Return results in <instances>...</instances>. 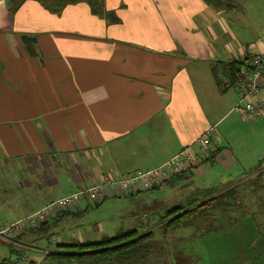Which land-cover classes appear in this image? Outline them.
<instances>
[{"label": "crops", "instance_id": "0c3cea01", "mask_svg": "<svg viewBox=\"0 0 264 264\" xmlns=\"http://www.w3.org/2000/svg\"><path fill=\"white\" fill-rule=\"evenodd\" d=\"M101 7V17L85 3L67 5L56 15L34 0H0V225L26 218L105 176L118 179L150 171L186 147L197 151V140L211 131L217 150L209 162L149 191L105 200L133 201L192 184L194 199L186 205L200 204L211 192L239 185L236 206L230 208L237 216L213 210L214 221L193 222L220 230L234 226L245 214L240 200L253 206L264 203V117L253 121L262 149L253 172L243 179L235 177L240 165L236 149L228 139L224 144L217 128L241 103L227 65L263 52L264 30L258 39H241L232 30L230 34V9L237 7L231 0H102ZM251 11L256 13L251 19L264 26V0ZM25 35L36 39L32 55L22 43ZM224 170L235 179L221 186L212 177ZM192 181L198 182L197 188ZM103 201L84 199L71 212L12 240H0V264L18 254L27 255V264H59L46 253L62 244L97 242L132 231L153 233L119 229L97 240L80 233L62 238L49 231L61 217ZM254 207L252 214L264 219V211ZM186 227L172 231L158 223L163 231ZM224 231L247 234L243 227ZM153 239L154 233L140 249L82 264H125L147 257ZM229 239L233 246L234 238ZM260 261L255 264H264ZM203 263L251 264L248 258L235 259L233 248L225 260Z\"/></svg>", "mask_w": 264, "mask_h": 264}, {"label": "rangeland", "instance_id": "374dc122", "mask_svg": "<svg viewBox=\"0 0 264 264\" xmlns=\"http://www.w3.org/2000/svg\"><path fill=\"white\" fill-rule=\"evenodd\" d=\"M231 1L237 7L230 9L232 13L230 14V24H228L229 33L233 32L244 40L260 38L264 26H260L258 22L251 19L256 14L251 10L257 11V8L261 7L262 0ZM219 4L221 3L219 2ZM217 133L222 136L224 144L229 140L236 149L235 156L240 165L235 177L243 179L245 175H251L249 173L253 172L257 155L262 149V146L258 144L261 132H258L256 123L242 120L236 110L233 116L228 117L219 125ZM228 157V161L232 162L230 155ZM232 177L224 170L212 179H216L215 183L225 186L230 180L235 179ZM195 179L199 178L195 177ZM192 182L196 184L197 188L198 182ZM194 190V185L190 184V187L175 188L173 193L171 191H167L165 194L155 192L152 195H142L138 199H132L133 201L107 199L98 206L90 204L87 211L78 215L61 217L60 224L51 226L49 231L61 235L62 238H68L71 233L77 238L80 233L83 238L97 240L104 236H112L119 229H134L139 233L153 231L154 239L145 253L147 257L138 258L125 264H204L203 261H211L215 258L225 260L227 255L231 256L232 248L235 259L248 258L251 264H255L256 259H260V262L264 261V219L259 218L260 213L252 214V210L256 209L254 206L259 207L261 212L264 211V203L261 202H257L253 206L247 200L245 202L240 200L239 205L244 206V217L238 220L234 226L223 225L222 230L209 228L208 223L194 225L193 222L188 223L186 228L175 232L163 231L158 228L163 210L173 206L186 205L190 199H194L191 196ZM175 193L179 195L173 196ZM228 205L230 206L227 211L233 213L231 214L233 217L237 216L236 210L230 209L233 205L236 206V202L229 201ZM215 218H217L216 214L209 213L206 219L209 222L214 221ZM224 220L227 221V218ZM241 227L246 230V235L225 234L224 230L227 228L237 230ZM229 238H234L233 246H230ZM258 246L261 250H258ZM49 248L53 247L49 246ZM47 264L54 263L47 261ZM112 264L118 263L113 261Z\"/></svg>", "mask_w": 264, "mask_h": 264}, {"label": "built area", "instance_id": "2783aa9c", "mask_svg": "<svg viewBox=\"0 0 264 264\" xmlns=\"http://www.w3.org/2000/svg\"><path fill=\"white\" fill-rule=\"evenodd\" d=\"M235 80V87L241 96V103L235 109L241 118L252 122L264 117V51L242 60L235 73ZM212 138L213 133L209 131L197 140V151L191 146L186 147L165 164L150 171L136 172L118 179L105 176L88 188L44 205L26 218L8 225H0V240H12L23 232L38 228L59 214L71 212L84 199L98 203L106 198L157 188L185 171L209 162L217 150ZM27 262V255L21 254L4 264Z\"/></svg>", "mask_w": 264, "mask_h": 264}, {"label": "trees", "instance_id": "16d2710c", "mask_svg": "<svg viewBox=\"0 0 264 264\" xmlns=\"http://www.w3.org/2000/svg\"><path fill=\"white\" fill-rule=\"evenodd\" d=\"M37 1L45 10L51 14H59L63 8L67 5H73L77 3H85L90 12L101 17V3L102 0H34ZM109 18L112 22H117V18L110 13ZM22 43L25 46L27 52L32 55L33 48L36 43L35 37L22 36ZM241 62L234 61L227 65L228 75L233 86H235V73ZM257 176L260 175V166ZM258 178V177H256ZM239 185L236 187L228 188L222 192H211L207 194L208 199L200 204L194 202L189 203L186 206H175L168 209L160 218V222L163 227L174 231L180 226H185L190 222L205 220L207 221V215L213 210L227 211L229 201H235V193L237 192ZM215 193V195H214ZM217 193V194H216ZM47 223V222H46ZM41 224L40 226L44 225ZM153 236L152 232H146L138 235L137 232H125L119 233L111 238H104L97 242L82 243V244H62L59 246V250H54L48 253L46 256L59 264H82L87 261H96L110 259L115 255L129 253V250L135 248H141L146 241H149ZM140 251V250H139ZM18 256H20L18 254Z\"/></svg>", "mask_w": 264, "mask_h": 264}]
</instances>
